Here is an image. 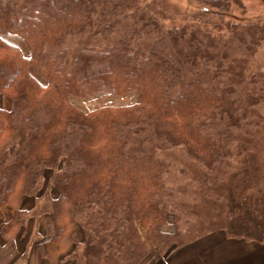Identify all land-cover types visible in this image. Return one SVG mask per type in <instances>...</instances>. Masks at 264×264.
<instances>
[{
  "label": "trees",
  "instance_id": "trees-1",
  "mask_svg": "<svg viewBox=\"0 0 264 264\" xmlns=\"http://www.w3.org/2000/svg\"><path fill=\"white\" fill-rule=\"evenodd\" d=\"M205 4L227 35L177 24L165 0H0L1 32L31 48L0 33V91L13 101L0 107V206L15 208L3 236L33 215L20 205L34 196L49 223L32 238L43 256L49 241L72 247L68 264H143L151 247L167 255L220 227L264 242V59L250 72L264 17L224 19L241 0ZM134 90L129 105L72 101ZM202 195L222 225L187 240Z\"/></svg>",
  "mask_w": 264,
  "mask_h": 264
},
{
  "label": "crops",
  "instance_id": "crops-1",
  "mask_svg": "<svg viewBox=\"0 0 264 264\" xmlns=\"http://www.w3.org/2000/svg\"><path fill=\"white\" fill-rule=\"evenodd\" d=\"M0 33L7 41L23 49L27 47V43L21 35L10 31L1 32V30ZM0 107L10 108V104L1 96ZM52 195L55 197L57 191L53 189ZM37 206V197L23 196L21 209L34 212ZM14 212L15 208L10 205L0 206V264H65L72 247L62 249L53 241L47 242L45 256L38 248L33 263L29 262L28 255L24 257L26 242L30 241L35 230L39 232L41 230L42 222L35 219L33 215L21 226L13 238L3 236L2 227L11 219ZM45 217L47 216L45 215ZM152 255L150 254L143 264H148ZM167 264H264V242L231 238L223 230L215 231L170 254Z\"/></svg>",
  "mask_w": 264,
  "mask_h": 264
},
{
  "label": "rangeland",
  "instance_id": "rangeland-1",
  "mask_svg": "<svg viewBox=\"0 0 264 264\" xmlns=\"http://www.w3.org/2000/svg\"><path fill=\"white\" fill-rule=\"evenodd\" d=\"M165 2L168 4V6L171 9V12L173 14V21L176 22L177 24L199 25V26H203L210 33L212 31L213 33L219 32V33L224 34V35L228 34L225 29L223 31L218 30V29L223 27L224 21L221 20L217 16L218 11L216 9L209 8L205 4V0H165ZM241 2H242L241 5L243 7H241L237 4H232L231 13L224 14L223 15L224 19H228L229 17H231V18L236 19V20H243V19L246 20V19H254V18L256 19V18L264 17V0H241ZM205 14H206V17L203 16ZM195 17H198L196 19L197 21H195ZM216 26L218 27V29H216ZM10 32H12V31H10ZM24 40H25V38H24ZM87 41L88 40L86 39L85 42H87ZM26 43H27L26 48L23 49L20 46L19 47L21 48V50L23 51L24 54L26 52H27V54L28 53L30 54V52H31L30 45L27 41H26ZM27 54H25V55H27ZM255 58L256 59L253 58L254 59L253 64L251 65V68H250L251 74L256 69V66L259 64L258 60L264 59V49H260L259 54H258V59H257V57H255ZM259 61L262 64H264V60H259ZM0 96L3 97L4 100H7V102L10 104V108H6V107H3V108L11 109L13 106L12 99L10 97L5 96L1 91H0ZM139 99H140V96H139L138 91H136V90L131 91V92L127 93L126 95L105 93V94H96V95L88 96L85 98H80V97H76V96L72 97V101L77 106H79L80 108H82L83 110H85L87 112L93 111V110L99 108L100 106H105V105H114V106L129 105V104H133L135 102H138ZM259 114L264 115V109L259 110ZM236 132H238V131H236ZM257 142H260V141L257 140ZM257 142H255V143L258 144ZM257 151H256V153L259 154V155L257 154V159H259L260 165L264 169V163H263L264 162V152H257ZM176 155H178L179 160H183V159H185L186 161L188 160L186 158V156L184 155V153L181 151L177 152ZM178 162L180 164H182L180 161H178ZM185 183H187V182L183 179V187H186ZM211 187H212V185L207 184V185H204L202 187V189H207V188H211ZM225 188L227 189V184H225V187L223 189L224 192H226ZM211 193L215 195V196L211 197V199H220L218 197V194H215L212 191H211ZM57 195H58V192H57ZM202 196H200V198L198 199L199 200L198 203H197L198 200H196V202H195V204L197 205L196 207L198 208V211L196 212L197 216L196 217L193 216V219H192L193 225H196L195 231L192 232V234L194 233L192 236H190L191 234L189 236L187 235V237H186L187 240L191 239L194 235H198L199 234L198 231H201L202 229L209 230L211 227V222H210V224H208V223L206 224V222H209L212 220V221H215L213 226L222 225V222H220L219 224L217 222L218 221L217 217H219V219H221L220 218L221 214H216L215 218H211L210 209L208 208L209 204H204L205 200L210 201V203H211V200L209 198H204V196L203 197ZM218 201H222V200L220 199ZM37 204H38V206H37L36 210L34 211L33 216L39 222L40 221L42 222L40 232L42 234H46L48 231L49 221H48V217H45V213H44L43 208H42V205L44 204V199L37 202ZM192 205H194V204L192 203ZM193 208H194V206H193ZM195 208H194V211L196 210ZM198 222L199 223L202 222V223L199 224ZM169 223L170 224L163 225V227L174 230L175 218L171 219ZM169 225H171L172 227H170ZM181 228L184 230H187L189 232H190V230L193 229V227L183 226V225L181 226ZM222 230L223 229L220 227V229H216L215 231H222ZM182 233L184 234L183 231H182ZM209 234H211V233H209ZM144 235L146 236V234H144ZM208 235H206V236H208ZM206 236L204 235V236L200 237L198 240H200ZM149 243H151V242L149 241ZM38 248H39L38 247V241L36 239L30 238V241L26 242L24 257H25V255H28L29 262L33 263L34 255L38 253ZM178 250L179 249H177L176 251H178ZM176 251H172L171 253H168L167 255L165 254L163 256H159L156 253V251H154V248L151 247V252H152L151 254H153V255L151 256V259L149 260L148 264H167V261H168L170 254H172ZM70 259H71V256L67 258L65 264H68L70 262Z\"/></svg>",
  "mask_w": 264,
  "mask_h": 264
}]
</instances>
